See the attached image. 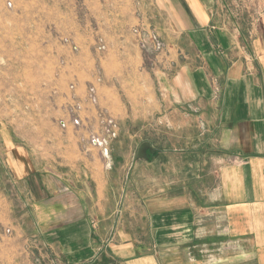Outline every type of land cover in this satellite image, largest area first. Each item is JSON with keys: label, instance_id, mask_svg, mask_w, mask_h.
<instances>
[{"label": "crops", "instance_id": "1", "mask_svg": "<svg viewBox=\"0 0 264 264\" xmlns=\"http://www.w3.org/2000/svg\"><path fill=\"white\" fill-rule=\"evenodd\" d=\"M66 1L65 35L103 37L108 60L138 23L134 0ZM140 1L169 50L156 108L122 112L118 139L130 135L101 170L48 174L13 150L9 181L67 264H264V29L240 34L219 0Z\"/></svg>", "mask_w": 264, "mask_h": 264}, {"label": "rangeland", "instance_id": "2", "mask_svg": "<svg viewBox=\"0 0 264 264\" xmlns=\"http://www.w3.org/2000/svg\"><path fill=\"white\" fill-rule=\"evenodd\" d=\"M43 1L0 0V264H67L53 246L40 243L32 208L23 205L9 181L10 151L23 152L48 174L86 161L100 164V149L89 143L100 130L97 111L109 114L119 128L124 110L135 121L134 114L156 108L163 93L156 72L163 71L169 50L142 13L146 9L140 0L133 2L138 23L109 51V60L103 37L79 48L65 35L71 31L69 2ZM218 7L244 36L264 29V0H219ZM109 70L118 72L117 80H103V71ZM90 86L96 88V105L87 97ZM129 135L118 139V129L109 153L121 152L120 144L113 143Z\"/></svg>", "mask_w": 264, "mask_h": 264}, {"label": "built area", "instance_id": "3", "mask_svg": "<svg viewBox=\"0 0 264 264\" xmlns=\"http://www.w3.org/2000/svg\"><path fill=\"white\" fill-rule=\"evenodd\" d=\"M88 100L92 105H96L98 98L95 86H90L87 94ZM100 130L90 135L89 143L100 149L103 159L109 156L110 142L118 136V125L114 118L103 110H98L95 114ZM74 123L79 124L78 117L74 118Z\"/></svg>", "mask_w": 264, "mask_h": 264}]
</instances>
